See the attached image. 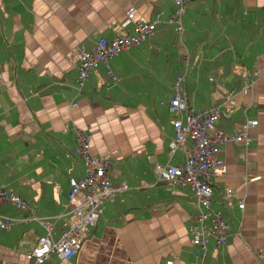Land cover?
<instances>
[{
	"label": "crops",
	"instance_id": "crops-1",
	"mask_svg": "<svg viewBox=\"0 0 264 264\" xmlns=\"http://www.w3.org/2000/svg\"><path fill=\"white\" fill-rule=\"evenodd\" d=\"M172 11V0H0V187L28 205L0 207L18 219L0 229V264H25L37 237L55 240L67 226L68 177L83 173L79 158L64 157L73 127L125 189L103 205L70 259L50 253L42 264L199 261L190 190L153 170L183 161V150L169 147L166 107L178 77L190 108L221 110L213 129L248 138L219 145L224 172L210 180V207L227 239L213 253L209 237L201 261L264 264V0H188L181 33L164 22ZM156 14L161 22L147 39L109 59L113 78L97 65L76 90V45L90 50L97 37L133 34L136 22Z\"/></svg>",
	"mask_w": 264,
	"mask_h": 264
},
{
	"label": "built area",
	"instance_id": "built-area-1",
	"mask_svg": "<svg viewBox=\"0 0 264 264\" xmlns=\"http://www.w3.org/2000/svg\"><path fill=\"white\" fill-rule=\"evenodd\" d=\"M188 0H172V14L164 20L173 24L174 29L182 32L181 17ZM133 15L130 10L127 18ZM161 22L160 15L156 14L150 22H136L133 34L113 36L109 39L97 37L93 47L87 50L82 43L73 49L77 61L76 90L80 91L84 80L91 69L97 65L105 68L107 75L113 78L109 66V59L131 47L139 45L153 32L155 24ZM243 76V74H241ZM178 77L174 82V93L167 102L166 107L171 116L173 138L169 143L171 151L179 148L183 150V161L179 165L154 164L153 170L159 180L187 187L197 209V229H190L191 243L200 247L201 258L206 252L205 244L210 237L213 240L211 251L216 253L225 245L227 239L226 224L218 211L210 207L211 197L214 193L211 179L220 176L224 172L223 160L220 158L219 145L224 141L243 142L247 144L248 138L233 133L226 135L221 129H213L215 121L220 117L221 110L218 107H210L205 110L194 111L186 103V97ZM229 96V95H228ZM75 103L72 102L71 106ZM75 131L74 144L64 151V157H77L83 163V173L78 177H68V201L67 226L60 230L57 239L52 240L48 234L37 237L33 246L27 251L29 256L25 264H42L50 253L62 260L70 259L79 249L81 238H84L88 229L95 225L103 205L114 201L115 196L125 189L124 182L112 183L107 174L108 161L105 157L93 155L89 150V137L84 132L72 128ZM223 193L232 196L233 190L225 187ZM76 197L79 201L75 205L69 203ZM12 206L16 209L27 210L25 200L18 195L0 187V207ZM241 201L237 208H242ZM32 218H35L32 216ZM206 220L210 223L206 226ZM18 222V219L6 216L0 212V229H8ZM193 264H203L201 261ZM165 264H172L167 260Z\"/></svg>",
	"mask_w": 264,
	"mask_h": 264
}]
</instances>
